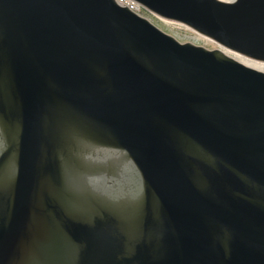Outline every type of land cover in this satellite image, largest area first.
<instances>
[{
	"label": "water",
	"instance_id": "1",
	"mask_svg": "<svg viewBox=\"0 0 264 264\" xmlns=\"http://www.w3.org/2000/svg\"><path fill=\"white\" fill-rule=\"evenodd\" d=\"M135 1L264 63V0ZM190 48L115 0H0V130L6 136L3 163L14 169L13 177L3 176L12 196L3 210L14 234H22L19 264L64 262L59 238L35 218L53 195L50 187L40 186L31 202L41 163L52 159L76 180L86 170L81 155L92 148L142 157L150 149L149 159L164 158L174 177L186 158L178 150L213 147L221 133L205 119L247 113L264 137V73L219 51ZM230 68L251 76L236 79L224 72ZM63 196L71 212L81 203L84 216L94 212L83 196L78 207L72 191Z\"/></svg>",
	"mask_w": 264,
	"mask_h": 264
},
{
	"label": "flooded vegetation",
	"instance_id": "2",
	"mask_svg": "<svg viewBox=\"0 0 264 264\" xmlns=\"http://www.w3.org/2000/svg\"><path fill=\"white\" fill-rule=\"evenodd\" d=\"M224 72L243 81L251 76L236 68ZM201 109L208 111V106ZM205 120L221 133H215L213 147L199 143V148L175 152L186 158L174 177H168L164 158L149 159L150 149L142 150L143 157L90 149L81 156L86 170L82 174L81 168L76 180L64 168L61 173L52 159L41 163L36 178L48 180H35L31 202L36 204L40 186L50 187L53 195L35 218L59 238L60 264H82V253L88 256L84 264H264L261 127L247 113L241 119ZM5 156L6 136L0 130V264H19L22 234H14L3 210L12 202L3 176H14V169L3 163ZM71 191L79 198L92 194L94 212L84 216L82 205L68 210L63 195ZM98 256L104 263L96 262Z\"/></svg>",
	"mask_w": 264,
	"mask_h": 264
},
{
	"label": "rangeland",
	"instance_id": "3",
	"mask_svg": "<svg viewBox=\"0 0 264 264\" xmlns=\"http://www.w3.org/2000/svg\"><path fill=\"white\" fill-rule=\"evenodd\" d=\"M156 23L163 29L165 32L175 36L177 39H179L181 42H194L199 43L200 45H203L205 47H208L210 49H215L218 45H215L214 42H210L208 40H204L203 38H200L199 36L195 35L191 31L188 30V28L184 27V25L179 23H174L170 21H157ZM195 38V40H194ZM198 40V41H196ZM205 43V44H203ZM229 55H233L229 52H227ZM235 57V55H234Z\"/></svg>",
	"mask_w": 264,
	"mask_h": 264
},
{
	"label": "bare ground",
	"instance_id": "4",
	"mask_svg": "<svg viewBox=\"0 0 264 264\" xmlns=\"http://www.w3.org/2000/svg\"><path fill=\"white\" fill-rule=\"evenodd\" d=\"M230 53V52H229ZM240 62H242L245 65L260 69L262 71H264V64L263 63H259V62H255L243 57H239V56H235Z\"/></svg>",
	"mask_w": 264,
	"mask_h": 264
}]
</instances>
